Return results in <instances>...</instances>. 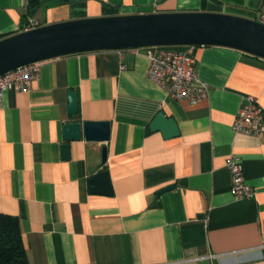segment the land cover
Wrapping results in <instances>:
<instances>
[{
    "label": "crops",
    "instance_id": "crops-1",
    "mask_svg": "<svg viewBox=\"0 0 264 264\" xmlns=\"http://www.w3.org/2000/svg\"><path fill=\"white\" fill-rule=\"evenodd\" d=\"M217 1L0 0V40L30 21L40 27L188 11L252 20L264 8V0ZM136 50L44 61L27 92L4 93L0 214L19 219L28 264H264V134L232 129L245 96L264 110V60L231 48L186 47L210 92L189 105L148 79L146 52ZM69 91L79 97L75 117ZM160 112L176 121L179 136L151 130ZM71 121H109L111 139L73 141L64 159L63 128ZM232 154L256 191L252 198L231 192ZM101 171L110 174L111 195L91 193Z\"/></svg>",
    "mask_w": 264,
    "mask_h": 264
},
{
    "label": "water",
    "instance_id": "water-1",
    "mask_svg": "<svg viewBox=\"0 0 264 264\" xmlns=\"http://www.w3.org/2000/svg\"><path fill=\"white\" fill-rule=\"evenodd\" d=\"M165 1V0H164ZM220 4L217 0H208ZM0 40V77L27 64L55 58L101 52L152 47H223L244 52L264 60V25L255 19L218 12L138 13L100 18L63 21L36 29H28ZM69 115H78L79 97L69 91ZM152 123L153 132L160 131L164 138L179 136L173 118L158 113ZM111 123L66 122L63 128L65 143L63 158L70 157L71 142L85 139L88 143L105 144L111 139ZM107 161V147L102 153ZM109 172L101 171L90 180L91 193L111 195ZM174 189L170 185L158 191L161 195Z\"/></svg>",
    "mask_w": 264,
    "mask_h": 264
},
{
    "label": "built area",
    "instance_id": "built-area-1",
    "mask_svg": "<svg viewBox=\"0 0 264 264\" xmlns=\"http://www.w3.org/2000/svg\"><path fill=\"white\" fill-rule=\"evenodd\" d=\"M257 22L264 25V8L257 13ZM39 23L30 21L28 29H36ZM145 50L149 60L148 79L163 88L176 101H186L196 105L208 98L209 85L202 81L197 73L196 58L186 51V47H152ZM42 62L27 64L14 69L0 77V111L3 106V95L6 91L18 89L27 92L32 81L40 76ZM236 134L257 138L264 134V110L258 99L252 95L244 97L243 106L238 111L232 124ZM230 172L231 192L238 200L252 198L256 191L244 177L241 158L232 154L226 160Z\"/></svg>",
    "mask_w": 264,
    "mask_h": 264
},
{
    "label": "trees",
    "instance_id": "trees-1",
    "mask_svg": "<svg viewBox=\"0 0 264 264\" xmlns=\"http://www.w3.org/2000/svg\"><path fill=\"white\" fill-rule=\"evenodd\" d=\"M0 264H28L19 219L9 214H0Z\"/></svg>",
    "mask_w": 264,
    "mask_h": 264
}]
</instances>
